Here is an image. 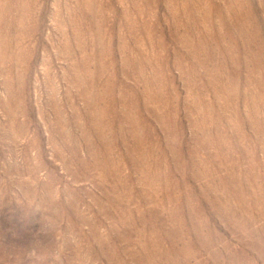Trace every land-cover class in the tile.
Here are the masks:
<instances>
[{"label":"rangeland","instance_id":"1","mask_svg":"<svg viewBox=\"0 0 264 264\" xmlns=\"http://www.w3.org/2000/svg\"><path fill=\"white\" fill-rule=\"evenodd\" d=\"M0 264H264V0H0Z\"/></svg>","mask_w":264,"mask_h":264}]
</instances>
